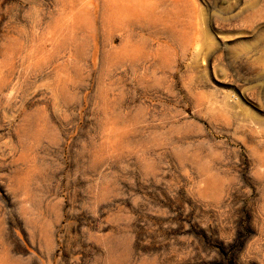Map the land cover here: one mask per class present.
Listing matches in <instances>:
<instances>
[{
  "label": "rangeland",
  "instance_id": "1",
  "mask_svg": "<svg viewBox=\"0 0 264 264\" xmlns=\"http://www.w3.org/2000/svg\"><path fill=\"white\" fill-rule=\"evenodd\" d=\"M163 1L0 0V264H264V0H197L214 85Z\"/></svg>",
  "mask_w": 264,
  "mask_h": 264
},
{
  "label": "bare ground",
  "instance_id": "2",
  "mask_svg": "<svg viewBox=\"0 0 264 264\" xmlns=\"http://www.w3.org/2000/svg\"><path fill=\"white\" fill-rule=\"evenodd\" d=\"M183 1V0H182ZM197 1V0H196ZM160 1H157L156 3H159ZM162 2H164L163 0H162ZM161 2V3H162ZM175 2V1H174ZM193 2V1H192ZM183 3H184V1H183ZM194 3H195V7H194V5H193V10H192V8H191V6H190V8H191V10L193 11L192 13H193V15H192V18L195 20L194 22L192 21V23H191V25H190V27H192V30L190 29V31H192V33H193V36H192V38H189L187 35L189 34V33H191V32H189V31H187V32H189V33H187V37L185 36V38H188V39H193V41L192 42H190L189 43V40H187V39H183L184 41L183 42H179L180 41V39H177L176 38V36H172L171 34H169L168 36H167V38H169L170 40H172V41H174L175 42V44H174V42H171V43H173L171 46H173L174 45V50L176 51V53H177V56L179 57H181L182 59H187V58H190L191 60H192V62L190 63V64H188V65H186L185 67H186V70H190V71H192V72H189L190 74H192V75H190L189 74V76L188 77H190L191 76V80H190V82L191 81H194V82H202L203 84H205V82H211L213 85H214V82L215 81H223V79L225 78H227L226 77V75H225V72L226 71H228V70H225V65H224V69H223V66L219 63V61L217 60V58L214 60V62H213V64H212V67L210 66L211 65V60H212V50H213V47H214V35L216 34L214 31H212V28H210V27H208V26H210V25H208L209 23H208V20H207V17L208 16H206L207 14H206V10L204 9L205 7H202L201 6V2L200 3H198V1L197 2H195L194 1ZM193 3V4H194ZM169 4V3H168ZM191 4V3H190ZM160 5V4H159ZM175 5V4H174ZM192 5V4H191ZM161 7V6H160ZM190 8H188V10L190 9ZM156 9H157V7H156ZM160 10V9H159ZM188 12V11H187ZM185 13V12H184ZM189 13V12H188ZM159 15V14H158ZM159 17V16H158ZM160 18V17H159ZM192 19V20H193ZM160 20H162V19H160ZM165 21V20H164ZM167 21V20H166ZM158 22V21H157ZM188 22V21H187ZM190 22V21H189ZM188 22V23H189ZM156 25H157V23H156ZM174 25V24H173ZM183 26H184V24H183ZM189 26V25H188ZM187 26V27H188ZM158 29H160L161 28V25H160V28L159 27H157ZM157 28H156V30H157ZM182 28H184V27H182ZM189 28V27H188ZM168 29V28H167ZM164 30V29H163ZM173 30V29H172ZM171 30V31H172ZM185 30V29H184ZM159 31V30H158ZM161 31H162V29H161ZM161 31H159V33H161ZM165 31V30H164ZM163 31V32H164ZM168 31V30H167ZM177 31V30H176ZM219 32V31H218ZM156 33H158V32H156ZM158 33V34H159ZM173 33V32H172ZM180 33H181V31H180ZM192 33L191 34H189V35H192ZM164 34H166L165 32H164ZM178 35V34H177ZM180 35V34H179ZM184 35V34H183ZM160 36H162L161 34H160ZM179 37V36H178ZM215 37H218V36H215ZM157 42V41H156ZM170 42V41H169ZM201 43V44H200ZM161 44V43H160ZM159 44V45H160ZM200 44V45H199ZM241 45H242V43H240ZM263 44V48L262 49H264V43H262ZM158 45V44H157ZM168 45H170V44H168ZM194 47V48H193ZM174 53V52H173ZM172 53V54H173ZM175 53V54H176ZM178 53L180 54V55H178ZM174 54V55H175ZM176 56V57H177ZM216 56V55H215ZM235 57V59H236V57H240V55H238V54H234V56H233V58ZM232 58V59H233ZM219 59H221V58H219ZM238 59V58H237ZM236 59V60H237ZM263 59V60H262ZM261 59V61H262V69H261V71L263 72V74H264V58H262ZM173 61H174V59H173ZM172 62V61H171ZM198 62H200L203 66H202V68H198L199 67V65H200V63H199V65H198ZM184 65V64H183ZM198 65V66H197ZM174 66V65H173ZM201 66V65H200ZM176 67V66H175ZM177 68V67H176ZM177 70V69H176ZM188 70V71H189ZM187 71V72H188ZM171 73H172V75H174V71H171ZM176 74V73H175ZM227 75H228V73H227ZM231 77V76H230ZM233 78V77H232ZM173 79V78H172ZM228 79V78H227ZM227 79H226V81H227ZM230 79V78H229ZM225 81V82H226ZM232 81V80H231ZM198 83V84H199ZM201 83V84H202ZM194 84V83H193ZM222 85V84H221ZM217 88V87H216ZM216 88L215 89H213L214 91H216ZM232 89V88H231ZM218 90V89H217ZM209 91H211V90H209ZM213 91V92H214ZM235 91V90H234ZM216 93V92H215ZM215 93H214V95H215ZM218 93H220V92H217V94ZM207 95L208 96H206V97H209V100H210V102H208L209 103V105L210 104H212V103H214L215 101L217 102V98L216 99H214L215 101H213V97H214V95L212 94V93H210L209 92V94L207 93ZM242 95L244 96V94L242 93ZM221 98H222V96H221ZM246 98V97H245ZM223 100L221 101L222 103H223V105L224 106H228L229 108H231V107H234L235 105H237V106H240V109H242L241 108V106H245L246 104L245 103H243V105L241 104L240 105V101H241V98H240V96H239V94L237 95V93H234L233 91H227V92H224L223 93V98H222ZM249 99V98H248ZM231 101H233V103L231 104V102H230V104H229V102ZM204 102V101H203ZM215 102V103H216ZM214 103V104H215ZM219 104H220V101L218 102ZM242 103V102H241ZM250 103V102H249ZM203 104V103H202ZM204 105V104H203ZM220 106H222V105H220ZM217 107H218V105H217ZM248 107V109H249V106H247ZM224 108V107H223ZM223 108H222V110H223ZM235 108H238V107H236L235 106ZM235 108H233V109H235ZM245 108H246V106H245ZM245 108H243L242 110H244ZM218 109V108H217ZM228 109V108H227ZM232 109V108H231ZM231 109H230V111H231ZM247 109V108H246ZM229 110V109H228ZM251 110V109H250ZM224 112H226V110L224 111ZM244 114H245V110L244 111H242ZM247 112H249V110H247ZM246 112V114L247 115H249L248 113ZM227 113H228V111H227ZM236 113V112H235ZM242 113V114H243ZM253 113V112H252ZM230 114H232L231 112H230ZM245 114V115H246ZM254 114V113H253ZM252 114V115H253ZM246 115V116H247ZM250 115H251V113H250ZM251 115V116H252ZM232 117H233V115H231ZM254 116V115H253ZM238 117V116H237ZM249 117V116H248ZM244 118H245V116H244ZM247 118V117H246ZM254 118H255V116H254ZM249 119H250V117H249ZM251 120V119H250ZM253 120H255V119H253ZM242 121V120H241ZM244 121V120H243ZM242 121V122H243ZM248 123H249V121H248ZM251 123V122H250ZM256 123V122H255ZM247 125V124H246ZM254 125V124H253ZM252 127V126H251ZM250 127V128H251Z\"/></svg>",
  "mask_w": 264,
  "mask_h": 264
}]
</instances>
